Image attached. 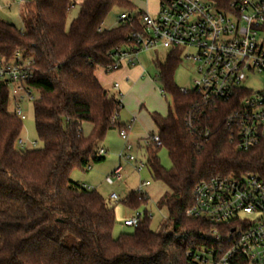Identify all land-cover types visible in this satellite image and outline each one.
I'll return each instance as SVG.
<instances>
[{
  "label": "trees",
  "instance_id": "1",
  "mask_svg": "<svg viewBox=\"0 0 264 264\" xmlns=\"http://www.w3.org/2000/svg\"><path fill=\"white\" fill-rule=\"evenodd\" d=\"M23 29L0 18V55L20 51L34 62L30 85L39 93L33 103L42 148H19L23 120L10 110L13 100L0 79V264H198L194 253L210 224L186 216L196 184L213 176L264 174V153L241 152L230 141L225 104H206L191 90L181 92L174 73L181 49L156 62V81L170 94L167 116L153 113L161 145L146 147L148 168L168 191L158 208L168 216L152 230L148 211L133 232L113 236L115 209L95 189L70 178L75 167L105 159L98 142L117 123L121 101L104 89L96 72L112 64V53L140 29V11L130 0H84L67 27L72 0H21ZM229 0L223 1L224 3ZM118 7L133 16L103 28ZM136 11V13H134ZM209 129L206 139L188 132V120ZM92 125L86 135L83 124ZM164 147L172 162L166 169L158 156ZM150 198L130 192V209Z\"/></svg>",
  "mask_w": 264,
  "mask_h": 264
},
{
  "label": "built area",
  "instance_id": "2",
  "mask_svg": "<svg viewBox=\"0 0 264 264\" xmlns=\"http://www.w3.org/2000/svg\"><path fill=\"white\" fill-rule=\"evenodd\" d=\"M159 1L156 13L140 12V29L132 31L126 43L113 50V62L104 71L112 73L134 66L142 52L181 49V61H189L196 72L192 90L206 104L228 106L225 125L235 149L264 153V0ZM120 19L131 22L134 17L123 12ZM33 77L31 58L20 51L10 58L0 55V79L9 88L13 111L21 120L26 119L23 104H33L39 96L30 85ZM259 77L263 81L255 87L251 81ZM114 88L119 89V83ZM118 95L119 99L122 93ZM118 119L119 114L112 121L117 123ZM187 125L191 134L207 139L211 133L194 125L191 118ZM130 128L127 124L119 130L125 141L119 158L132 163L140 173L145 164L133 153ZM150 143L161 145L158 132L146 138V145ZM23 144L20 138L18 145ZM98 154L104 156L106 150L99 148ZM122 180V165L106 178L109 184ZM149 185V181L142 182L135 191L144 195ZM193 196L186 216L210 224L203 244L194 253L198 264H264V174L213 176L196 184ZM110 198L119 200L116 193ZM147 215L151 218L149 212ZM144 216L145 212L136 211L123 225L136 228Z\"/></svg>",
  "mask_w": 264,
  "mask_h": 264
},
{
  "label": "rangeland",
  "instance_id": "3",
  "mask_svg": "<svg viewBox=\"0 0 264 264\" xmlns=\"http://www.w3.org/2000/svg\"><path fill=\"white\" fill-rule=\"evenodd\" d=\"M23 7V2L21 0H0V18L6 20L14 25L18 29H23V21L20 15V10ZM79 5L75 4L72 6L67 16V27L71 24L72 20L77 16L79 12ZM123 10L118 7H114L108 14L105 22L103 23V28L111 29L118 25L119 18ZM136 13V11L134 12ZM188 52H193V50L188 49ZM169 50L160 48L157 50H150L148 52H142L139 56V64L147 69V72L156 77L158 73V68L156 62H164L167 58ZM101 69L100 71H102ZM196 79V72L193 65L187 61H181L174 73V82L179 88L192 90L194 88V80ZM257 81H251L255 87H259V82L263 80L259 77L256 78ZM158 89H161V85L156 81ZM164 101H167L166 110L168 111L169 106H173V98L170 94L163 93L162 95ZM24 113L26 119L23 120V129L21 133V138L24 140L23 146L19 145V148L33 149L42 148L44 146L43 142L39 140L38 134L35 126V116H34V105L32 103L23 104ZM13 110V106L10 107ZM124 110L121 109L120 115L124 118ZM132 119L126 121V123L131 122ZM118 127H113L106 133L104 139L98 142V148H105L106 154L105 159L100 162H91L90 168H80L75 167L71 173L70 178L73 181H78L91 189L98 191L105 199L110 207L115 209V219L116 223L113 229V236L118 238L122 233L133 232V227H126L123 222L126 218L133 216L136 211L143 213L148 211L151 215L150 226L152 230H157L160 223L168 216L167 210L158 208V201L163 196L165 192L168 191V187L161 181H157L151 175L148 163L146 149L144 146L141 148L138 145L137 139L130 136V142L133 146V153L136 155L139 161H143L145 168L140 172H136L134 165L128 163L125 160L119 158V152L124 149L125 141L119 135ZM83 130L86 135L90 134L92 130V125L89 122L83 124ZM35 143V144H33ZM159 159L162 165L166 169H171L172 162L169 158L168 151L166 148L162 147L158 153ZM123 166V180L121 182H114L109 184L106 178L114 172V170L119 166ZM145 181H149L150 185L144 188L146 196L150 198L147 205H142L137 209H130L124 203L123 200L127 195L137 189V187ZM112 193H116L119 196L118 201H113L110 198Z\"/></svg>",
  "mask_w": 264,
  "mask_h": 264
},
{
  "label": "crops",
  "instance_id": "4",
  "mask_svg": "<svg viewBox=\"0 0 264 264\" xmlns=\"http://www.w3.org/2000/svg\"><path fill=\"white\" fill-rule=\"evenodd\" d=\"M83 1L72 0L73 3L79 6ZM130 1L137 11H148L150 13H156L160 3L159 0ZM101 69L103 68L98 69L96 75L102 87L116 98L119 97V92L122 93L119 100L125 115L123 114L124 118H122L119 112V119L114 127L121 128L127 124L131 125L130 136L137 139L140 148L144 146V149H146V138L158 132L152 114L159 113L162 116H167L170 109L169 106L168 111L166 110L167 101H164L162 97L163 91L158 89L156 77L154 78L149 74L147 69L139 63L134 66L122 67L112 73H106L104 69L100 71ZM115 83H119V89L114 88ZM129 119H132L131 122L126 123Z\"/></svg>",
  "mask_w": 264,
  "mask_h": 264
}]
</instances>
